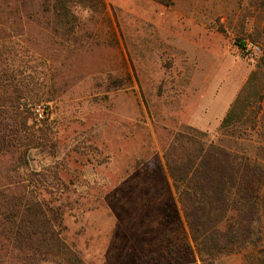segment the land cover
Here are the masks:
<instances>
[{"label":"rangeland","instance_id":"374dc122","mask_svg":"<svg viewBox=\"0 0 264 264\" xmlns=\"http://www.w3.org/2000/svg\"><path fill=\"white\" fill-rule=\"evenodd\" d=\"M20 1L0 0V113L19 107L27 146L0 152V222L34 203L27 184L83 264H201L164 154L192 127L263 164L264 0H104L74 8L67 40L41 0ZM243 88L255 125L230 136L220 124ZM0 250V264H51Z\"/></svg>","mask_w":264,"mask_h":264},{"label":"trees","instance_id":"16d2710c","mask_svg":"<svg viewBox=\"0 0 264 264\" xmlns=\"http://www.w3.org/2000/svg\"><path fill=\"white\" fill-rule=\"evenodd\" d=\"M33 1L20 2L26 6ZM40 7L43 15L52 17L54 32L61 30L67 40L75 27L74 8L102 13L105 3L104 0H41ZM28 15L32 19L37 17L34 13ZM259 37L264 40V27ZM238 46L243 47V44ZM252 75L247 92L262 99L261 92L252 86ZM244 89L220 124V131L230 136L235 135L238 127H244L240 133H245L247 124L255 125L251 118H244L249 107L248 98H242ZM14 104H10L8 115L0 113V152L6 156L18 153L13 150L18 147L17 142L27 146L25 138L20 136L23 124L15 122L19 107ZM216 140L220 138L209 139L206 132L187 127L174 136L170 150L164 154L190 240L201 264H214L222 257L238 254L244 257L246 264H264V160L262 164L257 157L234 152ZM22 189L25 197H30L34 203L28 205L25 201L26 210L17 220H13L15 215L11 213L4 214L6 217L0 222V240L3 239L0 248L6 245L10 251L30 252L46 262L49 256L51 264H83L78 254L65 243L58 232L59 223L49 214L47 205L37 198L34 188L26 184ZM175 217L172 224L179 225V216Z\"/></svg>","mask_w":264,"mask_h":264},{"label":"built area","instance_id":"2783aa9c","mask_svg":"<svg viewBox=\"0 0 264 264\" xmlns=\"http://www.w3.org/2000/svg\"><path fill=\"white\" fill-rule=\"evenodd\" d=\"M247 46H248L252 51H259V48L253 46L252 44H248ZM36 112L38 113V116L41 117L40 110L38 109V110H36Z\"/></svg>","mask_w":264,"mask_h":264}]
</instances>
